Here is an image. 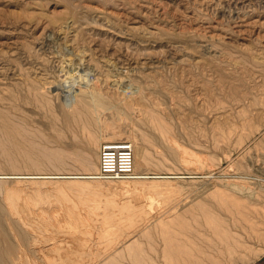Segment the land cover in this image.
I'll return each mask as SVG.
<instances>
[{"label": "rangeland", "instance_id": "374dc122", "mask_svg": "<svg viewBox=\"0 0 264 264\" xmlns=\"http://www.w3.org/2000/svg\"><path fill=\"white\" fill-rule=\"evenodd\" d=\"M77 16H83L85 19L89 18V21H93L88 24L89 21L87 22L82 17L79 19ZM61 22L62 26H60ZM74 35L77 40H75ZM72 73L77 76L75 79H79L76 80L75 88L78 91L81 90V93L79 92L81 96L86 97L87 87H91L95 82L100 81V84L97 85L101 86L105 100H109L106 101L108 105L114 103L113 106L115 107L117 101H122V99L131 96L134 99L131 101L128 98L127 103L125 100L120 101L121 104L120 102L116 103L119 106V111L122 110L123 113L117 115L118 117L122 116L120 119L112 113L113 106L106 108L107 110L103 109L104 112L101 110L102 107L99 106L98 108L97 105V108L104 112L101 113L102 121H99L100 124L98 122L99 127L95 123L97 121L90 127L94 126L95 129L92 128L94 132L97 129L96 134L99 137L102 136L99 134L100 130L104 128L105 122L114 117L115 120L117 119L118 125L121 126L122 134L125 135L124 139H128L127 135H134L136 141L140 140L138 143H142L145 139L142 132V137L138 134L140 129L145 132L143 133L145 136L152 134L150 139L156 136L154 137V139L157 138L156 144L153 139L151 142L144 141L142 144L150 146V149L146 148L155 157L160 153L158 158L159 160L162 158L160 162L163 161L162 166H160V163H157L158 158L155 159L154 156L152 158V155L149 154L147 162L141 166L142 168L139 166L136 171L138 174L147 171L144 174L150 176L138 178L142 184L136 182V187V184L132 185L131 182L137 178H126V182L124 179H117L118 181L112 179L113 182L106 179L102 180L105 183L102 181L99 183L95 194L97 198L105 199L113 196L118 202L127 198L135 204H142L148 210L146 212L149 214H145L147 215L145 217L146 221L149 222L150 220L152 222V218L154 220L155 217L159 216L172 219V216L177 218L183 217L182 215L186 216V214V218L188 217L187 219L193 221L194 217H191L190 213L196 212L197 209L199 215L198 213L193 214L203 217L210 205L211 209H215L217 203L222 206L223 204L225 206L227 204L228 206L232 205L225 203L229 201V198L224 200L227 196L225 193L230 194L232 197L230 202L232 203L237 197L238 200H242L247 205H249L247 202L251 201V207L257 205L258 210L261 207L263 209L264 0H0V118L4 116L0 119V138L2 137L0 147L2 149L7 147L3 148L4 142L5 145L9 146V140L10 143L12 141L18 143L12 142L7 147L8 152L15 153L14 155L9 153L12 156H10L11 159L20 158L19 147H28V152L29 149L32 150V147L37 148L39 144L37 143L38 146L36 147L37 144L33 145L34 141L35 143L39 142L41 146L45 145L41 147L44 150L46 147L55 150L54 148L59 145L61 148L67 147L71 150L69 147L74 145L73 148H76V146L81 145L80 143H83L82 140L85 138L83 139L84 134L81 132L80 126L74 123L73 127L68 128L74 134L69 133L63 123L64 119H62L69 109L64 105V101L68 90L66 85L73 80L70 77ZM69 74L70 76H68ZM80 74L83 77H78ZM80 85L87 89L85 90L81 86L84 89L82 90ZM103 89L108 90V92L103 91ZM113 90L114 94L112 93ZM120 91L125 93L122 94ZM120 94L123 96L120 97ZM118 95L120 96L117 97ZM140 98L143 100L142 104L140 103L141 108L138 103L141 101ZM129 101H131L130 104ZM144 101L145 103H143ZM89 102L92 103L90 99ZM131 103L133 104L132 109L130 108ZM126 105L130 108L129 111L125 110L126 108L129 109L125 107ZM151 105L153 108L155 106V111L159 109L158 111L162 115L168 113L166 115L169 116L168 118L160 114L163 118H167L164 120L166 122L168 120V129L171 131H167L168 135L167 132L164 133L165 135L162 133L165 137L164 140L163 137L161 138V130L153 129L152 123L148 120L150 125L146 121L147 114L153 111ZM116 107L115 110L118 109ZM123 107L125 108L124 111ZM147 108L148 113H146ZM53 110L56 116L60 117L59 120L63 126L60 125L61 122L58 117L56 118ZM143 111H146L147 116L144 115ZM128 112H132V115ZM6 113L8 116L4 115ZM159 113L156 112L157 115ZM124 114L125 116H123ZM126 115L129 116L126 117ZM144 116L146 119L143 121L146 124L143 125L140 123L142 122L141 119L145 118ZM11 119L14 123L17 121L16 123L20 126L22 124L21 129H29L28 134L25 133L29 136L27 139L17 138L24 136L25 131L21 130L20 134L22 135L14 133L9 128V124L13 122ZM133 120H137L136 122L141 120V122L136 124ZM141 125L150 128L147 129V133ZM132 127H136L133 131L137 133V136L136 133L132 132ZM138 127L140 128L137 131ZM230 127L231 132L227 129ZM77 128H80V133ZM2 130H5L4 133ZM153 131H156L155 135ZM74 135L77 136L73 138ZM12 136L15 137L13 140H11ZM224 136L228 138L225 139ZM76 137H79V140ZM168 137H171L172 142H174L172 143ZM169 141L172 144L168 143ZM31 142L33 146L30 145ZM170 144L172 149L168 147ZM14 145L18 146V149ZM35 148L32 152L30 151V154L38 153V149ZM41 148L39 147V150ZM0 151L1 153L4 152V155L0 153V182H3L2 185L0 184V203L4 200L0 204V222L5 220L4 212L8 204L5 202L7 201L5 200L6 190L17 189L20 191V195L17 197L18 203L26 206V209L32 210V215L41 218L45 214L50 216L53 222L60 220L61 223L65 224L69 219V215L65 211V204L68 202L57 199V192L51 190L54 189V183L51 182L52 186L49 185L50 182H43L87 178H75L76 176L69 175L52 178L47 176L49 173L46 172L62 171L65 174H70L68 172H83V167L82 170L81 166L78 167L76 161L71 158L72 160L67 159L66 161L69 165L65 163L64 167L63 165L57 166L59 169L61 168L60 170L54 165L46 166L48 165L46 162L45 165H42L44 167L36 168L30 166V161L27 165L24 164L29 157L23 156L24 152L20 151L22 157L18 162L21 165L17 163L18 166H15L17 168H12L11 165L7 164L9 154L5 157V150ZM160 151L165 153L162 156L168 157V160L171 161L163 160ZM35 154L30 155V157H35ZM38 155L39 153L36 156ZM149 158H152V161L149 162ZM22 159L24 163L20 161ZM148 162L149 165H147ZM155 163L158 167L154 166ZM127 179H131L129 183ZM154 180L165 182L167 186L162 185L164 193L162 191V194L160 191L156 193L148 187L151 191L146 190L144 185L148 181L150 183ZM38 181H42V183ZM121 181L125 182L124 186ZM134 182L133 180L132 183L134 184ZM126 183L128 190L131 191L124 190L127 188ZM161 184L159 188L162 187ZM47 186L52 188L48 190ZM134 187L139 191H143L145 188L147 192L145 190L142 193L138 192ZM166 187L168 190L165 189ZM170 187L171 190H169ZM38 189L39 191H37ZM133 189L134 192L139 193L136 199L135 196L137 197V195L133 193ZM217 191L222 193L218 194ZM116 193L117 196H115ZM127 193L128 197H126ZM221 194L225 196L223 198L218 197H221L222 199H220L223 201L220 199L216 201L218 197L215 198V195ZM37 196L40 198H36ZM234 198V202L231 201ZM73 199L79 201L74 193ZM204 202L210 205L207 207ZM77 205L74 210L75 214L84 217L86 221L92 224H105L101 210L88 213L83 203L79 202ZM199 208H205V210ZM221 208H218L219 213L224 212L223 215H226L228 211H223L226 207L223 206V210ZM208 211L213 212L210 209ZM179 212L180 215L176 217L175 215ZM262 212L260 213L264 214V211ZM219 213L217 212V214ZM114 216L116 219H126L119 210L115 211ZM261 216L260 230H263L264 215ZM96 229H92L94 232L96 231L95 235L97 234ZM135 229L136 226H132L121 230L123 233V231L129 232ZM239 230L241 232V228H239L236 229V233H239ZM245 232L242 231L240 234L246 244L255 245V248L260 246L259 249L264 248V243H261L258 237L251 233L245 234ZM96 237L94 243L90 242V246L93 244V257L95 251L105 247L101 240L100 244L103 247H99L97 244L98 236ZM259 252L260 254L257 255L251 253V257H246L243 260L242 258L236 259V262L223 257L222 263L225 262V258L229 264H252L264 259V250ZM226 262L225 264H228Z\"/></svg>", "mask_w": 264, "mask_h": 264}, {"label": "bare ground", "instance_id": "6f19581e", "mask_svg": "<svg viewBox=\"0 0 264 264\" xmlns=\"http://www.w3.org/2000/svg\"><path fill=\"white\" fill-rule=\"evenodd\" d=\"M72 14H74V13H72ZM79 16H77V18ZM81 17H82V19L84 18L83 16H81ZM81 17H79V19H81ZM94 18H95V16H94ZM88 19L86 18L85 20H87V22H88L89 21ZM90 19H92V18H90ZM64 20H62L63 23H64ZM74 21H75V19H74ZM77 21H81V20H77ZM91 21H93V20H91ZM91 21H89L88 24H90ZM82 22H81V24H82ZM85 23H86V21H85ZM96 24L98 25V23H96ZM114 24H115V22H114ZM60 26H62V22H61ZM71 26H73V25H71ZM75 28L77 29V26H75ZM77 30H79V29H77ZM65 31H66V29H65ZM72 34H71V36H72ZM77 36H79V35L77 34ZM74 37H75V35H74ZM67 38H68V36H67ZM71 38H73V37H71ZM75 40H77L76 37H75ZM81 40H80V42H82ZM72 41H74V39H72ZM81 46H82V44H81ZM85 72L87 73V71H85ZM68 76H70V74ZM84 76H85V73H84ZM70 77L73 80L71 82H68L66 85L68 87V90L66 91L65 101H64L65 102L64 105L69 109L67 110L68 111L67 114L66 115L64 114V118H62V119H64L63 123L67 126L66 127L64 125L65 128H67V129L70 128L71 126L73 127L74 123H76L78 126H80L81 132L84 134L83 139L85 138V140H82L83 143H80L78 141L81 145L76 146V148H73L74 145L72 147H69V148H71V150L68 149L67 147H66L67 149L61 148V147H59L60 145L57 148H54L55 150H53V148H51V150H50L49 147H46L44 150L41 147L45 146V145L41 146V144L39 142L35 143V141H34L33 145H36L38 143L39 146L37 144L36 145V147L38 146L37 148L32 147L33 145L31 142L30 145H32L31 146L32 150L29 149V152L27 150V148H28L27 146H26L27 148H24V146H23L22 148H24V149L19 147L20 151L24 152L22 155L26 156V158L29 157V159L25 158L26 163L22 162L23 159L20 161L26 165L30 161V164H31L30 166L40 168L43 164L45 165V162L48 163V165H46V166H49V165L53 166L54 165L55 167H57V166L60 167L61 165H63V167H64V164L67 163L66 162L67 159H70V160L73 159V161H76L75 163L78 164V167H79V165L81 166V169L83 167V169H84L83 172H68L70 174H65V172H62V171L61 172L60 171H51V172H46V173H49L47 176H51L52 178H54V177L58 178L59 176L69 175V176H76L75 178L82 177V178H87V179H69V180H63V181H46V182H43V183L50 182L49 185H52V186H53V184H51V182L54 183V187H53L54 189H51V190H55L57 192V194H56L57 199L61 200V201L68 202V204H65V211L69 215V217H68L69 219H67L65 224L61 223L60 220L57 222H53L51 217L47 216L45 214L41 218H39L35 215H32V210L30 211V209H26V206L18 203L17 197L20 195L19 190H17V189L6 190L7 192L5 195L6 196L5 200H7V201H5V202H7L8 204L6 205V210L4 212L5 213V220L3 222L2 221L0 222V264H223V263L225 264V262H226L225 258H224L225 262L222 263L223 257H227L232 262H236V259L240 260L242 258V260H243L246 257H249L251 255V253H255L257 255L258 253L260 254L259 251L264 250V248L259 249V248H261L260 246H259V248H257V247L255 248L254 247L255 245L250 246V245L246 244L244 239H243V236L241 238V234H240V233H242V231H244V232L246 231L245 234L251 233V234L255 235V237H258V239L261 241V243H264V229L260 230V218L262 217L261 215H264V214H261L260 212L264 211L263 210L264 207H263V209H262V207H261V209L259 208V210H262V211H259L256 208L257 205H256V207L252 206L253 208L250 206L251 201L250 202L246 201L247 203H249V205H247L244 202H242V200L241 201L238 200L237 197H236V200H235V198L231 200L233 202L235 200V202L232 203V202H230V199L232 197L230 196V194L228 195V193H225V191H224V193L227 196L224 198V200H227V198H229L228 199L229 201H226L225 203H231L232 205L228 206V204H227V206H225L223 204L224 208L225 207L227 208V209L225 208L223 210L222 209L223 206L217 203V205H215L216 208L211 209L210 208L211 205L210 204L207 205L206 204L207 202H204L205 205H207V207L210 205L208 210L209 209L213 210L214 213L212 211L210 213L207 210V213H205V215L203 217H201L202 215L199 217L198 216L199 213L197 212L198 209L195 207L197 209V211L195 209L196 212L193 211V213L194 214L198 213V215L195 216L193 213L192 214L190 213V215H192L191 217H194L193 221H191L192 219L191 220L187 219L188 217L186 218V216H187L186 213H185L186 216L181 214L186 219L179 216L180 215V212H179V213H177V215H175L176 217L179 216L177 218L172 216L171 217L172 219H169V218H165V217L163 218V216L161 218L159 216V217H155L153 220V218L150 217V218H152V222H151V220L149 222V221H146V217H145L149 213L146 212L147 209H145V206L142 204L141 205L135 204L131 200H127V198L125 200L123 199V201L120 199L121 202L120 201L118 202L116 200V198L115 199L113 198V196L107 197L105 199L104 198H97L95 195L96 191L98 190L97 187L100 185L99 183L104 182L102 180H105V179L98 178L96 175L98 173L99 167H100V165H99L100 147H101L100 143L103 140L104 141H106V140H123L125 135L123 136L122 131L120 129L121 126H120V124L118 125V123H117L118 121H117V119L115 120L114 117L110 121L107 120L108 122L106 121L105 122L106 124L103 122L105 124V126H104V128H102L100 130L101 132L104 131L103 133L100 132L99 135L101 136V134H102L101 137H99L98 134H96L97 129L95 130V132L93 131V129H95V128H93L94 126L92 127L93 129L90 126H92V124L95 121H97V122H95L96 124H98L99 121H102L101 120V113L105 112L103 109L111 108L114 103L110 104V102H109L110 105L107 104L106 101H109V100H105V98L103 97L101 86L97 85L100 81H98V83L95 82V84L93 86L90 85L91 87H87L88 90L85 92L86 97H84V96H81L79 94V92L81 91L79 89V87H78L79 91L76 90V88H75V86H76L75 83L77 82L76 80H79V79H75V77H77V76L73 75V73H72V75ZM78 77H83V76L80 74ZM89 81H90V79H89ZM90 82H92V81H90ZM81 86L82 85H80V87ZM82 87H84V86H82ZM82 87H81V89H82ZM110 87H111V85H110ZM84 88H85V90L87 89L86 87H84ZM106 89H107V87H106ZM112 89H113V87H112ZM112 89H110V90H112ZM82 90H84V89H82ZM104 90L105 89H103V91ZM116 90H118V89H116ZM125 90H128V89H125ZM106 92H108V90ZM113 92H114V90L112 91V93ZM116 92H119V91H116ZM141 92H142V90H141ZM121 93L123 94L125 92L122 91ZM137 93H140V92H137ZM117 94H119V93H117ZM104 95H106V94H104ZM110 95H112V94L110 93ZM120 95H118L117 97H119ZM122 96L123 95H121L120 97H122ZM136 96H138V95H136ZM141 96H143V95H141ZM44 97H45V95H44ZM106 97H108V96H106ZM111 97H109V99H111ZM47 98H48V96H47ZM128 98L131 99V101H134V99H132V96L128 97ZM128 98L122 99V101L125 100V103H127L126 101L129 100ZM89 99L91 100L92 103L89 102ZM143 99H144V97H143ZM48 101H50V100L48 99ZM120 101H117V102H120ZM131 101H129V104ZM142 101L143 100L141 99V101L138 102L139 105L142 104ZM121 102H120V104H121ZM116 103H115V107L117 105ZM132 103H131L132 106H130L129 104H127V105H129L131 108V107H133ZM143 103H145V101ZM48 105H50V104H48ZM97 105H98V108H99V106H100V108L102 107L101 110L104 112L99 110L97 108ZM127 105L125 107H128ZM115 107H114V110L112 113L115 116H117L118 114L122 113L121 112L122 110L119 111L118 105H117L118 109L115 110ZM120 107H122V106H120ZM139 107L141 108L142 105ZM145 107H147V106L145 105ZM151 107H152L151 110H153L155 114L153 113V111L149 112V110L147 108V112L145 111L146 113L149 112L147 114L148 115L147 119L144 116L145 118L141 119L142 122H141V120H140L141 123L139 121L138 122L140 124L144 125L146 123H144L145 121H143V120L146 119L147 123H149L150 125L152 123L153 129L156 128L158 130L159 129L161 130V131L159 130L161 132L160 134L162 135L161 138L163 137V140H164L165 137L163 136V134L166 133L168 130H169V132H171L170 129H168V127H169L168 126V124H169L168 120L166 122V120H164L165 117L164 118L162 117V116L168 115V113L167 114L165 113L166 115H162L161 112L159 113L158 108H157L158 110L156 109L157 111H155V109H154L155 106L153 108V106L151 105ZM64 108H62V109H64ZM130 108L127 110V108L125 109L123 107V111H124V109L126 111H129ZM145 110H146V108H145ZM145 112L143 111V113H145ZM156 112L159 114L157 115ZM53 113H55L54 110H53ZM63 113H66V112H63ZM129 113L130 112H128V114ZM146 113L144 115H146ZM163 114H164V111H163ZM4 115H7V113ZM55 116H56V113H55ZM123 116H125V114ZM128 116L126 115V117H128ZM3 117H1V118H3ZM57 117L58 116H56V118ZM121 117L119 116L118 119H120ZM10 118H12V117H10ZM59 118L60 117H58V120H59ZM136 118L138 119V117H136ZM167 118H165V119H167ZM12 119H11V121H13ZM133 121H135V120H133ZM136 121H135V123L137 124L138 122H136ZM1 122H2V120H1ZM6 123L7 122L5 121V124ZM15 123L13 121L12 124H9L10 125L9 128H11V130L14 131V133H17V135H22V134H20L21 130H23V132L25 131L23 134L24 136L17 137V138H21V139L26 138L27 139L29 136L25 135V133L27 132L26 134H28L29 129L28 130L27 129H25V130L21 129L22 124L20 126V124L18 125V123H16V124ZM96 124H94V125H96ZM99 124H100V122H99ZM99 124L97 125L98 127H99ZM101 124H102V122H101ZM60 125H62V122ZM143 125H141V127L145 128L146 126L143 127ZM150 125H149V127H151ZM97 126H95V127H97ZM23 127H24V125H23ZM0 128H1V126H0ZM100 128H101V125H100ZM135 128L131 129L133 133H136L133 131V130H135ZM139 128L140 127H138L136 130L138 131ZM79 129H78V131H79ZM147 129H148V126H147V128L144 129V131L146 130V133H147ZM227 129L229 132H231V130H232L231 127H230V129L229 128H227ZM4 131H3V133H4ZM60 132H61V130H60ZM70 132L72 134H74L72 131L69 130V133ZM141 132H142V135L144 136L143 138L145 140L142 138L144 141L151 142V140L153 139L154 143H155V140L157 138L154 139V137H156V136H153V138L150 139L152 134H150L151 136H149L148 134H146V136H145V134H143L145 132H143V130H141V129L139 130L138 134L141 135ZM3 133H1V135H3ZM9 133H8V135H10ZM79 133H80V131H79ZM82 133H81V136L83 135ZM155 133H156V131L153 134L155 135ZM166 134L168 135V132ZM169 134H171V133H169ZM135 135L137 136V133ZM142 135H141V137H142ZM5 136H6V134H5ZM25 136H27V137H25ZM75 136H77V135H74L73 138ZM133 136L127 135L126 137H128V139H126V140L130 139L129 141L133 144V148H134V172L130 178H137V179H133L135 181L134 184L132 183L133 180L131 182L132 185H135L136 182L140 183V179H138V178H141L143 176L148 175V174L147 175L144 174L147 171H145L143 173L141 172V174H138V172L136 170L139 169L138 168L139 166H140V168H142L141 166L147 162V159H148L149 154H150L149 152H151V151H149L150 146L148 147V146L142 144L144 142L143 140H142L143 141L142 143H138L140 140L137 142L136 141L137 139ZM169 136H171V135H169ZM227 136H228V134H227ZM56 137H58V136H56ZM65 137H66V135H65ZM171 137H168V138L172 142ZM5 138H7V137H5ZM14 138L15 137L12 136L11 140H13ZM76 138L78 139L79 137H76ZM226 138H228V137H225V139ZM0 139H2V137ZM166 140L168 141V139H166ZM216 140H218V139H216ZM7 141H8V139H7ZM28 141L30 142L31 140H28ZM32 141H33V139H32ZM74 141H76V140H74ZM170 141L168 143H171ZM12 142L15 144H18L15 141H12ZM11 143L9 140V146ZM26 143H27V141H26ZM0 144H1V142H0ZM3 144H4L3 148H5L6 146L9 147L8 145H5V142ZM171 144L168 145L169 148H171ZM218 144H219V142H218ZM14 146H16V145H14ZM7 147L5 149H2L0 147V150H2V151L5 150V157H6V155H8L11 152V151L10 152L7 151ZM13 147L11 148L12 150H13ZM16 147L18 149V146H16ZM16 147H14V149ZM39 147L41 148L40 149L41 151L39 150ZM63 147H64V145H63ZM146 147H148L149 149H147ZM34 148L38 149L37 150L39 153L38 156H36L38 153L37 154H35V153L30 154V151L32 152ZM177 148H176V150H178ZM17 149H15V150H17ZM18 151L16 152V154L18 153ZM20 151L18 154H20L19 157L21 158L22 152H20ZM35 151L36 150H34V152ZM0 153H1V151H0ZM2 153L4 155V152H2ZM11 154H12V152H11ZM14 154L15 153L13 152L12 155H14ZM18 154H17V156H18ZM29 154L30 155L35 154V157H30ZM152 154H150V155H152ZM163 154H165V153H163V151H162L161 156ZM157 155H158V153H157ZM159 155H160V153H159ZM10 156L11 155L9 154V156H8L9 159H7L8 160L7 164L11 165L12 168L15 166H18V164H19L18 160L20 158L18 157L19 159H17L15 157L16 160H13L15 158L11 159L12 156L11 157ZM153 156L154 155H152V158L155 157V156L154 157ZM158 156H156L155 159H157ZM162 157H163V160H168V157L167 158L165 156H162ZM25 159H24V161H25ZM151 159L149 158L148 161L150 162ZM160 159L162 160V158H160ZM158 160H159V158L157 159V163L159 162L160 166H162L163 161L160 162L161 160H159V161ZM168 161H171V160H168ZM149 162L147 165H149ZM155 162H156V160H155ZM152 163L153 162H151V164ZM157 163H155L154 166L158 167L156 165ZM67 164L69 165V163H67ZM19 165H21V164H19ZM42 167H44V166H42ZM59 167H57L58 170L61 169V168L59 169ZM15 168H17V167H15ZM71 173H74V174H71ZM78 173H80V174H78ZM148 176H150V175H148ZM88 178H90V179H88ZM106 180H110L111 182H113L112 179H106ZM130 180H128L127 182L129 183ZM143 180H145V179H143ZM124 181H125V179H124ZM124 181L123 182L121 181L122 185L125 184L126 181L125 182ZM38 182L42 183V181H38ZM145 182H147V181H145ZM148 182H147V184L145 183L146 185H144V186H146L147 191L149 189H152L156 193L159 191L160 192L162 191L163 193L165 192L163 189V186L164 187L167 186V185H165V182L163 183V182L155 181V180L151 181L150 183H148ZM1 183H3V182H0V184ZM140 184H142V183H140ZM140 184H139V186H140ZM160 184H161V186L162 185L163 186L159 188ZM136 186H137V184L135 185V187ZM47 187H48V190L50 188H52L49 186H47ZM168 187H169V185H168ZM168 187H166L165 189L168 190ZM38 188H40V187H38ZM161 188H162V190H160ZM125 189L128 190V184H127V188H124V190ZM144 190H145V188L143 189V191ZM169 190H171V187ZM37 191H39V189ZM128 191H131V190H128ZM132 191L134 194L136 193V192H134L135 191L134 189ZM136 191L141 192V193L143 192V191H139V189L138 190L136 189ZM149 191H151V190H149ZM162 192L160 194H162ZM217 192H218V194L222 193L220 191H217ZM73 193L77 195L79 201H75L73 199ZM216 193H214V194H216ZM137 194H139V193H136V195ZM115 196H117V193ZM133 196H135V195H133ZM216 196L217 197L221 196L223 198L225 195L224 194L215 195V198H217ZM126 197H128V193H127ZM221 197H218V200H216V201H219V199ZM36 198H40V196H37ZM136 198H138V195H137V197L135 196V199ZM3 201L4 200H2V202ZM221 201H223V200H221ZM79 202L83 203L86 206L88 213H93V212H97V210H101L105 224H92V223L86 221L84 217L75 214L74 210L77 208V206H78L77 204ZM221 203H224V202H221ZM213 204H214V202H213ZM218 205L220 208L222 206L221 209L223 211H225V210L228 211V212L226 211L227 212V214L225 213L226 215H223L224 212L223 213L221 212L222 215H221V213H219ZM203 206H201V207H203ZM199 209H202L203 211L205 210V208H199ZM116 210H119L123 215H125L126 219H122V218L116 219L114 216ZM203 211H201V212H203ZM216 211L219 214H217ZM215 212H216V214H215ZM145 214H147V215H145ZM147 220H149V219H147ZM132 226L133 227L136 226V229L131 230L129 232H126L127 230L125 229L126 231H123V233H122L121 229L130 228ZM94 228L95 229L99 228L98 230L96 229L97 230L96 235H95L96 231L94 232V230H92ZM239 228H241V232L239 230V233H236V229H239ZM119 230H121V231H119ZM60 235H62V236L60 237ZM96 236H98L99 241H97V244H99V247L102 246V244H104L105 247L102 250L100 249V250L95 251L96 253L93 257L92 256V254L94 253V252H92L93 244H92V246H90V242L92 241L94 243V240L97 238ZM100 240L104 243L100 244L101 243ZM105 243L108 245V247ZM95 247L97 248V246H95ZM95 247H93V248L95 249ZM256 257H258V256H256ZM228 259H227V261H228ZM226 263H228V262H226Z\"/></svg>", "mask_w": 264, "mask_h": 264}, {"label": "built area", "instance_id": "2783aa9c", "mask_svg": "<svg viewBox=\"0 0 264 264\" xmlns=\"http://www.w3.org/2000/svg\"><path fill=\"white\" fill-rule=\"evenodd\" d=\"M99 171L101 179H126L134 172V148L126 139L106 140L100 147Z\"/></svg>", "mask_w": 264, "mask_h": 264}, {"label": "water", "instance_id": "95a60500", "mask_svg": "<svg viewBox=\"0 0 264 264\" xmlns=\"http://www.w3.org/2000/svg\"><path fill=\"white\" fill-rule=\"evenodd\" d=\"M252 264H264V259L263 260L256 261V262H254Z\"/></svg>", "mask_w": 264, "mask_h": 264}]
</instances>
